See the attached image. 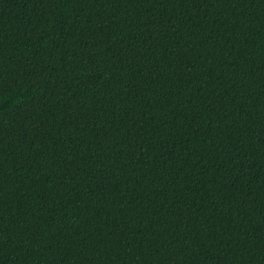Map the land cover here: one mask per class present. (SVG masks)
Here are the masks:
<instances>
[{"label":"trees","instance_id":"1","mask_svg":"<svg viewBox=\"0 0 264 264\" xmlns=\"http://www.w3.org/2000/svg\"><path fill=\"white\" fill-rule=\"evenodd\" d=\"M0 264H264V0H0Z\"/></svg>","mask_w":264,"mask_h":264}]
</instances>
